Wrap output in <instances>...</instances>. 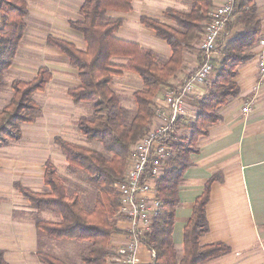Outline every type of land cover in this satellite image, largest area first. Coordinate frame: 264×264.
Masks as SVG:
<instances>
[{
    "label": "trees",
    "instance_id": "obj_1",
    "mask_svg": "<svg viewBox=\"0 0 264 264\" xmlns=\"http://www.w3.org/2000/svg\"><path fill=\"white\" fill-rule=\"evenodd\" d=\"M133 0H86L81 7V17L70 21L73 29L84 34L87 46L79 48L74 43L50 36L48 44L66 54L78 69L81 85L68 90L73 102L92 103V110L76 119L75 124L87 142L98 141L103 150L69 141L62 136L55 143L67 157L68 169L86 172L87 180L97 188L96 200L91 210L85 208L80 193L69 192L51 160L46 162L45 184L47 192L34 191L21 183L14 186L34 209L32 217L37 229L53 238H70L89 241L82 250L81 264H111L110 239L118 231L116 214L120 197L116 188L127 169L131 146L148 131L155 114V97L170 85L181 69L187 50L199 44L205 25L211 19L213 0H186L189 9L174 7L164 12L165 21L142 16L141 23L155 31L157 38L171 47L172 54L163 59L154 50L116 36L124 18L108 15V10L130 11ZM28 0L0 1V93L11 90L12 96L0 110V147L9 146L22 139V124L34 122L41 114V106L34 99L36 92L44 91L52 78L48 67H41L32 80L5 81L6 71L14 64L19 45L26 29ZM262 18L256 0H235L234 13L218 41L219 56L213 60L214 79L207 94L196 101L199 112L196 119L184 123L179 119L174 134L179 135L182 124L191 134L174 142L175 154L166 163L164 175L158 182L162 210L154 219L152 231L144 243L155 252L154 264H204L229 251L223 243L202 244L201 238L209 231L206 207L210 200L212 176L203 193L196 199L193 215L184 231V252L178 254L174 243L176 208L180 202V185L192 164V154L198 152V140L208 134L211 125L222 119L219 109L230 98L240 93L234 80L240 65L255 55L252 51L262 32ZM115 56L128 57L126 65L113 63ZM123 70L136 72L143 87L133 93L136 109L133 111L112 88L114 77ZM0 198V202H1ZM51 216L47 217L44 213ZM45 264H72L47 252H38ZM0 264H9L0 250Z\"/></svg>",
    "mask_w": 264,
    "mask_h": 264
},
{
    "label": "crops",
    "instance_id": "obj_2",
    "mask_svg": "<svg viewBox=\"0 0 264 264\" xmlns=\"http://www.w3.org/2000/svg\"><path fill=\"white\" fill-rule=\"evenodd\" d=\"M85 1L28 0L25 34L17 49L14 64L5 74V81L11 84L17 78L34 79L41 67H48L52 73L46 89L34 95V99L41 106L40 116L34 122L22 124L20 141L0 147V198L2 199L0 202V250L3 251L4 258L9 264H45L40 259L38 262L28 256L32 253L39 258V250L36 246L37 225L32 218H29L30 214L25 213L23 217L14 216V210L20 203L24 202L26 206H30L29 201L24 199L14 185L19 182L32 189L35 185L46 186L49 191L50 187L45 184L44 177L46 162L51 160L57 167L58 174L59 164L68 167L67 157L55 143V138L62 136L76 143H78V137L86 140L77 129L75 121L78 117L85 115L80 113L82 108L93 105L87 101L73 102L68 90L81 85L78 69L70 63L66 54L47 42L48 38L53 36L70 41L79 48H86L84 34L70 25L72 19L81 17L80 10ZM223 2L224 0H213V6L221 5ZM256 2L262 18L263 31L264 0H256ZM132 6L130 11L108 10V15L124 18L123 25L116 32L118 38L136 42L145 48L149 47L147 39H151L155 31L141 23L142 16L158 18L176 26L174 21L165 18L164 12L170 7L180 10L189 9L186 0H133ZM154 51L163 59H168L172 54V50L170 51L166 45H159ZM252 51L256 55L257 44ZM219 52L218 46L215 58L219 56ZM112 61L116 65L124 66L129 59L124 56H115ZM200 63L201 53L197 44L185 52L183 66L171 79L170 85L164 87L155 100L162 97L166 90L180 86ZM237 68L238 74L234 80L240 87V93L220 107L219 113L222 119L211 125L208 134L198 140V152L191 156L192 164L180 185V202L176 208L174 247L178 254L182 255L184 231L193 215L196 199L203 193L206 182L212 176H217L206 207L209 231L202 236L201 243H223L229 247V251L204 264H264V78L260 80L258 75L256 56ZM127 71L129 70H123L122 75L115 76L112 85L121 97L129 94L119 92L124 89L125 82H132L136 84V87L141 85L143 87L138 77L131 76L125 81L115 79L123 77ZM213 79L212 73L209 83L198 86L191 95L188 102V111L191 116L184 117V123L196 119L199 112L196 101L207 94ZM116 81H118L117 84H115ZM11 96L12 93L9 90L0 93L1 110L7 105ZM246 103H250L248 113L242 110ZM182 126L185 127L184 124L181 125L179 135ZM71 135L76 140L71 139ZM88 143L91 148L103 150L101 142ZM47 147L48 152L44 154L42 151L40 158L38 150ZM5 179L8 180V185L12 183L13 186L8 191L3 190L2 185ZM14 196L16 199L21 198L22 202L15 201ZM31 210L34 211L32 208ZM115 219L118 231L114 232L110 239V247L114 254L118 246L126 241L124 224L120 221L118 214ZM29 231L31 234L28 236L22 233H29ZM8 232L12 234L8 235ZM88 242L78 244L83 248L77 252L79 260L77 264H81V253L88 248L90 244ZM147 247L146 245L141 247L140 264L154 263L153 251ZM110 261L114 264L113 257Z\"/></svg>",
    "mask_w": 264,
    "mask_h": 264
},
{
    "label": "built area",
    "instance_id": "obj_3",
    "mask_svg": "<svg viewBox=\"0 0 264 264\" xmlns=\"http://www.w3.org/2000/svg\"><path fill=\"white\" fill-rule=\"evenodd\" d=\"M234 3L235 0H224L223 4L213 6L211 19L206 23L198 44L200 65L180 86L166 90L155 100V114L148 131L131 146L126 172L116 184L120 197L117 214L124 224L126 241L118 246L114 264H140V250L146 245L144 238L152 231L154 219L162 210L158 182L164 175L166 163L176 151L174 142L179 140V135H173L175 127L179 119L191 116L188 102L196 88L209 83L218 41L225 34V27L234 13ZM256 44L258 75L262 80L264 29ZM249 107L250 103H246L243 112L248 113ZM152 256L155 259L154 251Z\"/></svg>",
    "mask_w": 264,
    "mask_h": 264
},
{
    "label": "rangeland",
    "instance_id": "obj_4",
    "mask_svg": "<svg viewBox=\"0 0 264 264\" xmlns=\"http://www.w3.org/2000/svg\"><path fill=\"white\" fill-rule=\"evenodd\" d=\"M188 8H189V6H188ZM138 11H139V9H138ZM151 39H152V41H151ZM151 39H147L149 42L148 48L157 50L159 45H164V46L166 45L169 48V50L171 51L170 46L165 41L158 39L155 36V34H153ZM131 76L138 77L140 79V83L143 84V82H142L143 80L140 77V75L137 73L131 72V71H127L123 77H116L115 79H122V81H125L126 79H129ZM117 82L118 81H116L115 84H117ZM9 84H10V82H9ZM141 87H142V85L140 87H136V84H132V82H125L124 87H123L124 89L121 88L122 90L119 91L120 93L121 92L122 93H129V94H124V96H122L121 98H122V102H124L126 105H128V107L131 108L133 111L136 109V103H135V100L133 98V93L136 90L140 89ZM6 101L7 100H5V102ZM90 109L92 110V106L87 105L86 108H82V112H80V113L87 115L88 114L87 111ZM78 116H80V114H78ZM190 134H191L190 129L186 126L185 127L182 126V129L180 132L181 137L187 138L190 136ZM62 135L65 136V134H62ZM180 135L178 136L179 138H180ZM70 138L73 140H76L75 137H73V135H71ZM77 140H78L79 144L85 145L87 147H91V145H89V143L86 142V140L81 139L79 137L77 138ZM86 143H88V145ZM38 151H40L39 156L41 158L42 151L45 154L46 152H48V147L46 149H41ZM58 167H59V175L63 178L66 185L68 186L69 192L72 193V192L76 191V192L80 193L81 201L84 204L85 208L88 210H91L95 204L97 188L94 185H92L90 182H88L86 172L83 170H82L83 171L82 172L79 169L74 170V172H70L67 166L60 165V164ZM7 183H8V180L5 179V183H3V185H2L4 187V189H3L4 191H8V189L10 190L13 188L12 183H10V185H8ZM32 187H34L33 188L34 191L38 190V191L45 192L48 190V188L46 186L37 187L35 185ZM15 197L16 196H14V198ZM14 200L18 201V203L22 202L21 198H17V199L15 198ZM25 213L28 215L30 214L29 218H32L34 215V211L31 210V207L29 205L26 206V204L24 202H22L18 205L17 209L14 210V216L15 217H23L25 215ZM45 215L47 217L50 216L49 213H47ZM33 227H34V229H36L35 226H33ZM18 230L20 231V229H18ZM36 231H37L36 233L38 234V242H37L36 246L38 247L39 251L53 254L56 257H59V258L63 259L64 261L72 263V264H77L79 262V260L77 258V252L81 248H83V246H78V244L79 245L85 244V241L81 242L79 240L70 239V238H53V237L48 236L46 233H44L38 229H36ZM22 233H24L25 235L28 236L31 234V231H29V233H25V232H22ZM7 234L11 235L12 233L10 234L8 232ZM24 239L27 240L25 237H24ZM30 251H31V249H30ZM28 256L30 259H33V260L39 262V258L36 256V254L29 253Z\"/></svg>",
    "mask_w": 264,
    "mask_h": 264
}]
</instances>
